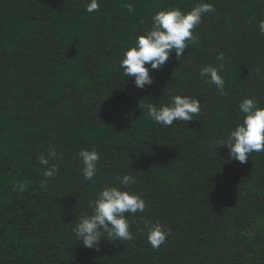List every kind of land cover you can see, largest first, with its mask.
Instances as JSON below:
<instances>
[{
	"label": "trees",
	"instance_id": "16d2710c",
	"mask_svg": "<svg viewBox=\"0 0 264 264\" xmlns=\"http://www.w3.org/2000/svg\"><path fill=\"white\" fill-rule=\"evenodd\" d=\"M88 3L0 0V264H264V152L240 163L213 143L242 122L244 98L264 107V0H99L92 13ZM200 3L214 11L195 42L137 88L120 67L125 50L158 11ZM220 64L224 95L200 75ZM175 95L200 113L163 126L142 108ZM50 148L56 158L41 165ZM81 149L100 154L90 181ZM125 174L146 202L125 214L133 239L85 248L73 228ZM156 223L171 231L159 249L147 240Z\"/></svg>",
	"mask_w": 264,
	"mask_h": 264
},
{
	"label": "clouds",
	"instance_id": "9594fccd",
	"mask_svg": "<svg viewBox=\"0 0 264 264\" xmlns=\"http://www.w3.org/2000/svg\"><path fill=\"white\" fill-rule=\"evenodd\" d=\"M99 0H89L86 11L92 13L99 10ZM129 12L133 9L128 6ZM214 11L211 4L200 3L188 12L180 8L160 10L152 16V27L145 33L135 38L134 44L125 50L120 67L127 78H132L139 89L151 86L153 78L152 70L162 68L174 52L177 58L183 56L189 42H195L193 30L201 23L202 17ZM259 29L264 32V20L260 21ZM174 50V51H173ZM223 53L217 55L218 60H223ZM219 68L204 66L200 75L206 81L212 83L224 95L225 80L220 74ZM239 110L243 113L241 123H238L229 133L213 143L217 148H227L229 157L240 163H245L253 152H264V107L261 101L255 97L244 98L239 103ZM147 109V116L158 125L171 126L174 121H191L201 111V106L196 98L187 95H175L167 104L157 105L152 103L142 104ZM78 158L82 164L81 173L83 179L90 181L96 176L100 154L95 150L81 149ZM57 153L50 148L47 157L41 156L39 163L48 166L49 157L55 159ZM58 167L52 164L44 172V181L58 174ZM119 187L105 185L97 197L90 199L88 204L92 209L91 214H83L73 228L78 240L82 241L85 248L99 251L102 240H132L130 222L126 213L144 212L145 199L136 192L130 191V187L136 184L135 176L125 174L117 177ZM148 227L147 240L153 249H159L171 235L170 229L160 224H151Z\"/></svg>",
	"mask_w": 264,
	"mask_h": 264
}]
</instances>
